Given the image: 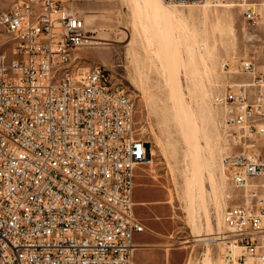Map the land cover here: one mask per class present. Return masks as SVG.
Here are the masks:
<instances>
[{
  "label": "built area",
  "instance_id": "obj_1",
  "mask_svg": "<svg viewBox=\"0 0 264 264\" xmlns=\"http://www.w3.org/2000/svg\"><path fill=\"white\" fill-rule=\"evenodd\" d=\"M239 2L256 24L264 0ZM91 38L67 0H0V264H134L146 230L135 180L151 149L111 71L78 61ZM240 67L251 81L213 97L237 145L264 136V62ZM224 163L249 195L222 214V264H264V161Z\"/></svg>",
  "mask_w": 264,
  "mask_h": 264
},
{
  "label": "rangeland",
  "instance_id": "obj_2",
  "mask_svg": "<svg viewBox=\"0 0 264 264\" xmlns=\"http://www.w3.org/2000/svg\"><path fill=\"white\" fill-rule=\"evenodd\" d=\"M67 3L92 36L77 51L78 61L106 66L132 97L138 136L153 154L152 164L137 172L136 219L164 240L173 263L222 264V214L249 195L231 182L224 159L244 154L264 161V136L235 144L213 97L251 81L241 73L242 61L264 62V7L254 24L239 0L170 4L173 15L160 21L143 0ZM193 171L198 188L191 203Z\"/></svg>",
  "mask_w": 264,
  "mask_h": 264
},
{
  "label": "crops",
  "instance_id": "obj_3",
  "mask_svg": "<svg viewBox=\"0 0 264 264\" xmlns=\"http://www.w3.org/2000/svg\"><path fill=\"white\" fill-rule=\"evenodd\" d=\"M164 244V240L151 232H146V230L136 234L134 264H136V257L138 258L137 264H178V262H172L173 252H169Z\"/></svg>",
  "mask_w": 264,
  "mask_h": 264
},
{
  "label": "bare ground",
  "instance_id": "obj_4",
  "mask_svg": "<svg viewBox=\"0 0 264 264\" xmlns=\"http://www.w3.org/2000/svg\"><path fill=\"white\" fill-rule=\"evenodd\" d=\"M207 1V0H206ZM164 2V3H163ZM143 3L145 4V6L148 8V10H150L151 12L155 13L156 17L158 16V20L160 21V19H162L164 16L165 18H169L173 15V9L171 8L170 4L172 3H168L166 4L164 0H143ZM176 4H192V3H176ZM150 12V13H151ZM154 16V15H153ZM160 18V19H159ZM156 19V18H155ZM162 21V20H161ZM78 58V57H77ZM152 151H151V158L149 159L148 164L151 165L153 162V156H152ZM208 162V161H207ZM208 165L211 167V163L208 162ZM197 177H196V173L195 171H193L192 173V177L188 182V195L190 197V202L192 203V198L194 196V191L197 189ZM190 203V204H191ZM196 235V234H195ZM201 235V234H200ZM198 234V236H200ZM197 236V237H198ZM219 238V237H218ZM197 239V238H196ZM195 239V240H196ZM204 239V238H203ZM202 240L198 237L197 239ZM205 240V239H204Z\"/></svg>",
  "mask_w": 264,
  "mask_h": 264
}]
</instances>
